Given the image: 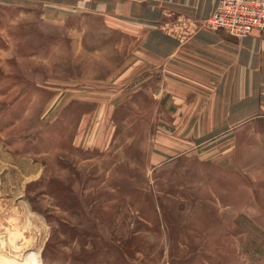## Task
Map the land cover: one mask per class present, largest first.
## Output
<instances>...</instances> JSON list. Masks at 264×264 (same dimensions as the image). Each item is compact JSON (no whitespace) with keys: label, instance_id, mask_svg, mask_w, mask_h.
<instances>
[{"label":"rangeland","instance_id":"1","mask_svg":"<svg viewBox=\"0 0 264 264\" xmlns=\"http://www.w3.org/2000/svg\"><path fill=\"white\" fill-rule=\"evenodd\" d=\"M43 5L0 0V264H264L261 137L163 152L130 46Z\"/></svg>","mask_w":264,"mask_h":264},{"label":"crops","instance_id":"2","mask_svg":"<svg viewBox=\"0 0 264 264\" xmlns=\"http://www.w3.org/2000/svg\"><path fill=\"white\" fill-rule=\"evenodd\" d=\"M19 1L97 16L117 35L115 46H130L120 76L156 97L163 152L173 136L227 145L240 133L242 143L250 135L264 142V30L234 37L208 28L217 0Z\"/></svg>","mask_w":264,"mask_h":264},{"label":"built area","instance_id":"3","mask_svg":"<svg viewBox=\"0 0 264 264\" xmlns=\"http://www.w3.org/2000/svg\"><path fill=\"white\" fill-rule=\"evenodd\" d=\"M205 24L234 37L245 36L255 29L264 30V0H217Z\"/></svg>","mask_w":264,"mask_h":264},{"label":"bare ground","instance_id":"4","mask_svg":"<svg viewBox=\"0 0 264 264\" xmlns=\"http://www.w3.org/2000/svg\"><path fill=\"white\" fill-rule=\"evenodd\" d=\"M11 239L13 241V244L19 243V241H20V238H18V237L11 238ZM7 240L9 241V239H0V247H1V245L9 244ZM34 260L35 259H32L31 263L29 262V263H26V264H32V263H34Z\"/></svg>","mask_w":264,"mask_h":264}]
</instances>
